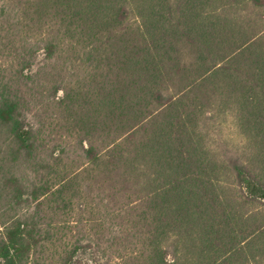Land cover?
<instances>
[{
  "label": "trees",
  "instance_id": "1",
  "mask_svg": "<svg viewBox=\"0 0 264 264\" xmlns=\"http://www.w3.org/2000/svg\"><path fill=\"white\" fill-rule=\"evenodd\" d=\"M0 264H264V0H0Z\"/></svg>",
  "mask_w": 264,
  "mask_h": 264
}]
</instances>
